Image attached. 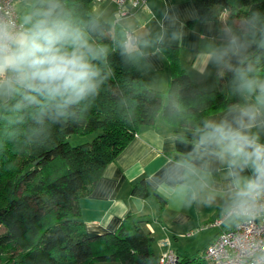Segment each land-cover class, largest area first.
Returning <instances> with one entry per match:
<instances>
[{"label": "trees", "instance_id": "obj_1", "mask_svg": "<svg viewBox=\"0 0 264 264\" xmlns=\"http://www.w3.org/2000/svg\"><path fill=\"white\" fill-rule=\"evenodd\" d=\"M191 1L200 21L215 22L218 37H227L226 27L238 18L245 21L246 30L253 13H259L257 26L264 27V0ZM48 2L39 0L32 11ZM58 3L100 52L93 61L100 71L99 87L76 106L74 117L60 123L36 124L27 115L30 109H24V122L16 123L8 111L13 102L0 103V264H158L147 218L129 211L113 232L89 235L78 200L137 131L153 126L159 114L177 136L195 141L210 114L243 102L233 73L225 67L229 58L232 64L236 59L231 53L224 58L216 73L217 89L202 90L182 67L178 47L161 44L171 77L164 103V93L150 88L133 64L117 25L94 13L93 0ZM239 56L250 75L264 73V49L252 44ZM93 131L98 132L90 141L68 142L73 133ZM131 193L154 196L158 212L165 205V198L150 190L143 178L132 185ZM197 258L183 257L182 262Z\"/></svg>", "mask_w": 264, "mask_h": 264}, {"label": "crops", "instance_id": "obj_2", "mask_svg": "<svg viewBox=\"0 0 264 264\" xmlns=\"http://www.w3.org/2000/svg\"><path fill=\"white\" fill-rule=\"evenodd\" d=\"M38 1L15 0L20 22ZM92 9L102 20L116 24L123 39L125 30L133 33L135 41L132 44L124 42L128 55L146 84L162 91L164 97L171 77L161 44L177 46L180 63L191 80L202 90H213L218 88L216 73L224 61L218 59L219 53L227 46L230 36L245 32V21L238 18L226 27L227 37L216 36L215 22L200 21L191 0H146L144 5L119 20L115 19L116 5L109 0L94 2ZM257 78L264 79V73ZM243 102L210 114L208 120L224 118L230 107ZM253 131L259 133L264 143V127ZM194 143L177 136L162 116L153 126L141 127L116 159L106 166L91 191L79 198L86 233L113 232L130 211L149 220L152 237L158 234L156 241L153 239L159 253L165 249L160 242L168 239L172 249L182 257L179 238L191 236L204 226L215 228L214 237L227 227L230 220H225L222 226L212 224L231 199L232 178L227 166L212 156L197 157V174L184 178H181L184 170L176 167L178 162L189 158ZM250 174L249 170L242 173L244 176ZM141 178L150 190L165 198L160 212L154 196L140 198L131 193L132 185Z\"/></svg>", "mask_w": 264, "mask_h": 264}, {"label": "clouds", "instance_id": "obj_3", "mask_svg": "<svg viewBox=\"0 0 264 264\" xmlns=\"http://www.w3.org/2000/svg\"><path fill=\"white\" fill-rule=\"evenodd\" d=\"M259 19L253 13L244 34L230 36L218 57H235L236 63L229 58L225 67L244 102L220 120L205 121L189 158L176 165L184 170L181 178L197 174V157L212 156L226 165L232 184L225 211L234 217H251L264 207V143L253 131L264 127V79L250 75L239 56L252 44L264 49ZM99 56L58 0L27 13L20 23L0 16V103L13 102L8 111L16 123L24 122V109L36 124L72 118L76 106L97 93L100 71L93 61ZM245 170L251 174L242 175Z\"/></svg>", "mask_w": 264, "mask_h": 264}, {"label": "built area", "instance_id": "obj_4", "mask_svg": "<svg viewBox=\"0 0 264 264\" xmlns=\"http://www.w3.org/2000/svg\"><path fill=\"white\" fill-rule=\"evenodd\" d=\"M101 1L104 0H93ZM109 1L116 5V20L146 3V0ZM5 15L20 23L15 0H0V16ZM134 41L133 33L125 30L124 42L132 44ZM225 220H230L229 225L216 234L196 261L182 262L169 240L164 239L160 243L165 249L158 254V264H264V207L257 209L251 217H234L225 211L212 224L222 226Z\"/></svg>", "mask_w": 264, "mask_h": 264}, {"label": "rangeland", "instance_id": "obj_5", "mask_svg": "<svg viewBox=\"0 0 264 264\" xmlns=\"http://www.w3.org/2000/svg\"><path fill=\"white\" fill-rule=\"evenodd\" d=\"M94 7V2L92 3V8ZM115 19H117V8L115 11ZM121 19V18H120ZM164 103L167 102V96L164 97ZM161 117V114L157 116V120ZM98 131H93L88 134H76L73 133L68 137V142L70 145H77L79 143L87 142L92 140V138L97 134ZM3 230V227H0V232ZM215 233V228H209L204 226L203 228L195 231L191 236L185 238H179L180 254L185 258H196L200 256L207 244L216 236L213 237ZM158 234L153 235L155 241ZM213 237V238H212ZM212 238V239H211ZM211 239V240H210ZM155 241H153L152 249L155 254H159L158 247L155 246ZM175 241V240H174Z\"/></svg>", "mask_w": 264, "mask_h": 264}]
</instances>
